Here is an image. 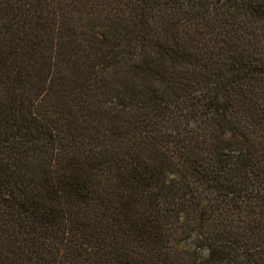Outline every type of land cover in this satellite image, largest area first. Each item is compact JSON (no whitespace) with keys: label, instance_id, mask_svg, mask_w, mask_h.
<instances>
[{"label":"trees","instance_id":"16d2710c","mask_svg":"<svg viewBox=\"0 0 264 264\" xmlns=\"http://www.w3.org/2000/svg\"><path fill=\"white\" fill-rule=\"evenodd\" d=\"M0 264H264V0H0Z\"/></svg>","mask_w":264,"mask_h":264},{"label":"rangeland","instance_id":"374dc122","mask_svg":"<svg viewBox=\"0 0 264 264\" xmlns=\"http://www.w3.org/2000/svg\"><path fill=\"white\" fill-rule=\"evenodd\" d=\"M185 245H186V247H188V248H192V246H193L192 243H191L190 241H188ZM206 253H207V251H206V250H203V254L206 255Z\"/></svg>","mask_w":264,"mask_h":264}]
</instances>
